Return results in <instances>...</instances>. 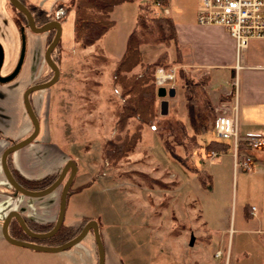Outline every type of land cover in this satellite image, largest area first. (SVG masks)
<instances>
[{
	"label": "rangeland",
	"instance_id": "1",
	"mask_svg": "<svg viewBox=\"0 0 264 264\" xmlns=\"http://www.w3.org/2000/svg\"><path fill=\"white\" fill-rule=\"evenodd\" d=\"M160 6L156 3L155 15L160 14ZM115 8V23L97 38L99 46L96 43L80 46L77 41L62 36L56 53L58 74L49 84L50 96L45 105L48 111L44 128L77 164L79 183H83L79 189H92L86 199L91 200L99 211L95 217L97 225L107 229V240L110 234L116 236L115 241L131 240L128 247L141 262L149 258L145 251L156 246L149 241L153 231L165 235L160 243L169 249L167 252L155 251L156 260L165 258L176 264L186 250L191 261L199 258L198 264H255L254 257L256 262L261 261L264 235L259 228L264 231V176L255 172L246 175L242 169L233 168L229 146L216 151L213 156L204 149L203 144L213 137L209 117L205 122L210 127L196 134L198 145L185 162L188 169L164 150L156 134L157 128L146 123H141L139 137L130 150L117 157L105 153L106 140H115V133L121 132L115 128L121 97L118 85L111 81L110 72L116 60V50L122 47L123 33L131 28L137 9L135 2H123ZM14 25L16 49L4 69L3 53L0 73L9 71L18 57L19 31ZM25 30L24 38L33 31ZM104 45L111 46L105 48ZM161 47L159 43L141 45L142 62L152 60ZM166 51L168 57L172 56L171 48ZM138 68L136 65L133 70ZM40 76L37 80L43 81ZM157 85L173 87L172 95H163L168 100L165 114L178 116L187 126L182 82L172 75ZM155 97L154 114L164 115L158 112L160 97ZM236 100L235 96L232 97L235 125ZM136 123V119L130 117L125 127L131 131ZM174 132L179 133L176 128ZM179 149L175 145V150ZM251 150L263 153L264 144ZM251 150L247 154L249 164L254 165L257 162L251 156ZM192 165L210 174V189L199 184L195 172L190 169ZM66 174L67 171L64 176ZM92 184L98 187L92 188ZM258 198L262 199L258 201L262 205L253 210V215L245 217L244 205ZM106 236L104 233V240ZM190 236L191 242L188 243ZM30 239L41 241V238ZM141 248L143 255L139 251ZM192 249H197L198 254L194 255ZM247 252L253 254L252 258ZM258 263L263 264V261Z\"/></svg>",
	"mask_w": 264,
	"mask_h": 264
},
{
	"label": "crops",
	"instance_id": "2",
	"mask_svg": "<svg viewBox=\"0 0 264 264\" xmlns=\"http://www.w3.org/2000/svg\"><path fill=\"white\" fill-rule=\"evenodd\" d=\"M27 1L33 6L49 12L53 10L56 2H64L65 0ZM118 4H114L109 11L113 24L115 23L113 13ZM196 7L197 0H166V4L158 9L160 14L168 15L172 20L180 50V65L187 75L194 78L201 74L207 76L202 88L212 105L217 100L222 99L231 102L232 97H236V129L240 135L254 134L264 137V37L249 38L243 47L236 49L233 38L229 36L222 25L196 21ZM56 12L55 10L54 13ZM13 17L8 1L0 0V45L6 61L3 69L6 68L7 61L14 54L17 44L14 25H17V22ZM71 19L72 8L58 19L59 44L62 36L73 41ZM129 28L123 33V43ZM109 29L110 27L105 31ZM47 37L46 31L28 32L18 71L10 79L0 81V153L7 145L23 138L31 130V122L23 108L21 93L27 85L41 82L37 78L46 73L43 50ZM98 41L96 39L91 44L96 43L98 45ZM123 43L122 47L116 50V59L122 52ZM107 46L111 45H104L105 48ZM49 86L33 89L27 94L30 106L38 120L36 134L30 141L6 154L7 168L14 169L25 178H36L48 173L57 174L62 164L69 158L67 151L63 150L44 128V118H46L48 111L45 105L51 89ZM167 106L168 100L166 98V111H168ZM251 154L257 164L251 165L250 162L249 168L241 170L242 173L250 175V173L255 172L264 176V152H252ZM76 165L69 184L72 188L79 184V172ZM64 178L65 176L50 191L41 195L30 196L12 190L13 188L5 181L0 168V222L9 211L14 210L19 213L24 224L31 230L37 231L34 227L36 223H53L57 214L59 192ZM95 186L97 185L92 184L91 187L95 188ZM91 190L87 187L76 188L66 194L61 218L64 224H71L76 229L79 228V219L82 215L95 219L99 211L91 203V200L86 199L87 193ZM261 200L258 198L257 201L249 202L251 215L254 214V209L262 205L260 204ZM16 224L15 218L9 216L6 222L7 233L12 237L17 234L19 239L31 240L28 236L18 234L15 230ZM102 227L97 225L103 248L102 264H175L174 260L171 262L165 258L154 259L155 251L167 252L169 250L167 246L160 243L165 236L160 231L152 232V238L150 237L149 241L156 246L154 249L150 248L145 251V255L147 254L149 258L147 257L141 262L132 254V248L128 247L132 242L131 240L127 242L115 241L116 236L110 234L108 242L107 229L105 227L101 229ZM259 232L264 235L261 228H259ZM104 233L106 240L103 238ZM113 234L115 235V233ZM173 237L177 239L176 236ZM35 242L49 245L42 241ZM200 250L205 249L201 248ZM139 251H142L141 255H143V248ZM196 251L197 249L191 250L192 253L195 252L194 255L198 254ZM239 251L241 252V250ZM246 254L251 258L253 256L251 252ZM180 255L181 257L176 264H198L199 258L195 257L191 261L186 256V250ZM182 255L185 257L182 258ZM261 256V261L258 260L257 262L256 257H254L255 264L264 261V252ZM237 258L234 257L235 260ZM228 260L229 258H227ZM0 264H96V249L92 232H87L77 242L56 251L37 250L8 242L0 233Z\"/></svg>",
	"mask_w": 264,
	"mask_h": 264
},
{
	"label": "trees",
	"instance_id": "3",
	"mask_svg": "<svg viewBox=\"0 0 264 264\" xmlns=\"http://www.w3.org/2000/svg\"><path fill=\"white\" fill-rule=\"evenodd\" d=\"M19 1L31 12L35 25L44 24L50 19L58 20L67 10L72 8V39L77 41L80 46L93 43L113 24V19L109 17V11L114 4L135 2L137 9L134 14V22L125 35L122 52L115 60L110 72L111 81L118 85V95L121 97L115 123V128L121 132L115 133V140H106L107 145L104 147V151L113 157H117L130 150L139 137L141 123H146L157 128L156 134L160 138L164 150L176 162L188 169L189 166L185 162L190 159L192 149L198 145L196 134L202 133L210 127V124H207L205 119L209 117L210 122L208 123L212 122L213 107L202 88L207 76L201 74L194 78L187 75L180 65V50L171 18L164 14H154L155 3L162 6L166 4V0H65L64 2H56L53 10L49 12L33 6L27 0ZM8 5L18 23H26L23 14L11 4L8 3ZM55 10L57 11L56 13H54ZM48 30L49 36L46 43L50 40L54 29L50 28ZM156 43L162 46L157 55L150 61L142 62L140 46L143 44L154 45ZM59 47V41H57L49 53V57L55 65H57L58 61L56 53ZM167 48L172 50V56L170 57L167 55ZM101 58L104 57L101 56ZM136 65L139 68L133 70ZM44 66L47 71L40 76L42 80H46L51 75L49 67L45 63ZM156 67H161L164 70L172 67L174 79H179L182 82L187 126L176 115L167 113L156 116L154 114L156 101L154 70ZM130 117L135 118L137 121L134 125L135 128L133 127L131 131L125 127ZM175 128L179 132L178 134L174 132ZM175 145H178L181 149L176 151ZM203 147L205 150L218 151L225 149L227 144L215 139H209L203 144ZM236 149L239 154L247 155V151L251 147L245 145L242 140H238ZM9 169L15 181L29 190H38L45 187L56 176V174L48 173L36 178H25L14 169ZM190 169L195 172V178L200 185L205 188H211V176L209 173L193 165ZM82 186L83 183H79L73 188L68 186L65 197L72 189ZM249 211V205L245 204V217L251 215ZM89 219L90 216L82 215L79 219V228L76 229L71 224H64L61 221L58 228L51 235L41 238V241L49 245L59 244L75 235ZM51 225L52 222L36 223L34 227L37 231H44L49 229ZM16 231L19 235L27 237L17 224ZM89 231L91 232V229H88L86 233ZM14 237L17 238L18 235L15 234Z\"/></svg>",
	"mask_w": 264,
	"mask_h": 264
},
{
	"label": "water",
	"instance_id": "4",
	"mask_svg": "<svg viewBox=\"0 0 264 264\" xmlns=\"http://www.w3.org/2000/svg\"><path fill=\"white\" fill-rule=\"evenodd\" d=\"M7 1L9 4H11L14 8L19 10L24 15L27 27L30 30H33L35 32H41V31H45L49 28H53L54 31L52 33L50 40L45 45L44 50H43V61L51 70V75L46 80H43L41 82H35V83L27 85L21 93V100H22L23 108H24V110H25V112H26V114H27V116L31 122V130L23 138L7 145L5 148L2 149V151L0 153L1 171L3 173L5 181L7 182V184L11 188L16 190L17 192H20V193L25 194V195H30V196L41 195V194H44V193L50 191L54 186H56L61 181V179L64 177L66 171H67V174H66V176H65V178L61 184V188H60V192H59V198H58L57 214H56V217H55V219H54V221H53V223L49 229L44 230V231L31 230L24 224L19 213L14 211V210H11L5 215V217L0 222V233H1L2 237L8 242H12L15 244H19V245L29 247L32 249H37V250L56 251V250L63 249L65 247L77 242L82 236H84L85 232L88 229H91L92 237H93L95 249H96V264H102V257H103L102 242H101V239H100V236L98 233L97 223H96L95 219H93V218L87 220L75 235H73L72 237H70V238L66 239L65 241H63L59 244H56V245H46V244H41L38 242L31 241V240L15 238V237L10 236L6 231L7 219L9 218V216H13L15 218L18 226L20 227V229L29 238H44V237L51 235L58 228V226L61 222V218H62V214H63V208H64L65 193H66V190L70 184L72 175L75 171L74 161L71 158H68L62 164V166H61L60 170L58 171V173L56 174L55 178L48 185H46L45 187L38 189V190H29V189H26L25 187L21 186L17 181H15V179L12 177L9 169L6 166L5 155L8 152H10L11 150H13V149L25 144L26 142L30 141L37 132L38 120H37L32 108L30 106V103H29L28 98H27V94L29 91H31L33 89L48 86L49 84H51L55 80V78L58 74V67L50 59L49 53L59 38V22H58V20L51 19V20L45 22L44 24L35 25L30 12L27 10V8L19 0H7ZM23 46H24V34L22 31V26H20L18 57H17L14 65L12 66V68L8 72H6L5 74H0V81H5V80L10 79L17 72V70L20 66V63H21L22 55H23ZM2 57H3V51H2V47L0 45V65L2 62ZM155 94H156V96L160 97V99L158 100V112L160 114H165L166 113V99L163 97V95L164 94L172 95L173 94V87L168 86L165 88L164 86L159 85L156 87ZM190 242H191V236L189 237V240H188V243H190Z\"/></svg>",
	"mask_w": 264,
	"mask_h": 264
},
{
	"label": "built area",
	"instance_id": "5",
	"mask_svg": "<svg viewBox=\"0 0 264 264\" xmlns=\"http://www.w3.org/2000/svg\"><path fill=\"white\" fill-rule=\"evenodd\" d=\"M156 4V3H155ZM195 19L200 23L222 25L234 40L236 49L243 47L252 37H264V0H197ZM171 72V73H169ZM172 68L156 67L154 83L160 84L165 77L172 76ZM212 120L213 138L226 142L235 169H247L249 158L237 152V141L242 140L250 147H262L264 138L254 134H239L234 124L232 101L215 102ZM211 156L216 152L209 151Z\"/></svg>",
	"mask_w": 264,
	"mask_h": 264
},
{
	"label": "flooded vegetation",
	"instance_id": "6",
	"mask_svg": "<svg viewBox=\"0 0 264 264\" xmlns=\"http://www.w3.org/2000/svg\"><path fill=\"white\" fill-rule=\"evenodd\" d=\"M28 10V9H27ZM29 11V10H28ZM30 12V11H29ZM30 14H31V12H30ZM24 16V15H23ZM25 18V17H24ZM15 20H16V22H17V26H18V31H20V26H22V31H23V34H24V31H25V28H28L27 27V24L26 23H18V21H17V19L15 18ZM51 20V19H50ZM34 22V21H33ZM29 29V28H28ZM50 29V28H49ZM46 31V34H48L49 35V30L47 29V30H45ZM24 43H25V38H24ZM23 47H25V44H24V46ZM24 51V50H23ZM45 63V62H44ZM18 71V70H17Z\"/></svg>",
	"mask_w": 264,
	"mask_h": 264
}]
</instances>
